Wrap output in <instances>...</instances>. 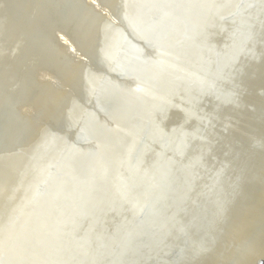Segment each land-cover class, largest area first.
Instances as JSON below:
<instances>
[{"label": "water", "instance_id": "obj_1", "mask_svg": "<svg viewBox=\"0 0 264 264\" xmlns=\"http://www.w3.org/2000/svg\"><path fill=\"white\" fill-rule=\"evenodd\" d=\"M153 7L137 14H156L138 30L146 53L120 62L134 87L105 92L106 122L62 156L4 264L200 262L213 220L261 162L264 0Z\"/></svg>", "mask_w": 264, "mask_h": 264}, {"label": "bare ground", "instance_id": "obj_2", "mask_svg": "<svg viewBox=\"0 0 264 264\" xmlns=\"http://www.w3.org/2000/svg\"><path fill=\"white\" fill-rule=\"evenodd\" d=\"M155 3L0 0V264L12 258L62 156L82 148L93 121L106 122L105 92L134 87L120 62L131 51L146 53L138 30L156 14H137ZM253 156L245 155L246 166ZM258 164L239 179L206 232L214 243L193 264H264V156Z\"/></svg>", "mask_w": 264, "mask_h": 264}]
</instances>
